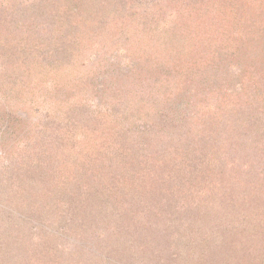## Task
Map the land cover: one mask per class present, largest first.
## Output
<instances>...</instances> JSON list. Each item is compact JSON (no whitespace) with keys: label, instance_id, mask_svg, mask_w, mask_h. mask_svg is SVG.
I'll return each instance as SVG.
<instances>
[{"label":"rangeland","instance_id":"374dc122","mask_svg":"<svg viewBox=\"0 0 264 264\" xmlns=\"http://www.w3.org/2000/svg\"><path fill=\"white\" fill-rule=\"evenodd\" d=\"M0 264H264V0H0Z\"/></svg>","mask_w":264,"mask_h":264}]
</instances>
